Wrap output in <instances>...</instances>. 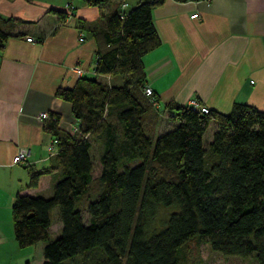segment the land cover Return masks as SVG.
<instances>
[{
  "label": "trees",
  "instance_id": "16d2710c",
  "mask_svg": "<svg viewBox=\"0 0 264 264\" xmlns=\"http://www.w3.org/2000/svg\"><path fill=\"white\" fill-rule=\"evenodd\" d=\"M164 1H141L103 18L94 35V74L108 83L81 77L56 90L78 124L67 132L47 114L56 151L28 182L36 188L50 176L52 195L17 194L11 206L18 246L43 244V264H185L192 242L264 264V112L236 104L227 115L202 113L169 103L170 128L157 133L158 101L144 94L142 59L160 45L152 11ZM21 24L0 16V53L7 40L22 38L13 33ZM212 122L217 129L206 141ZM55 217L61 226L52 237Z\"/></svg>",
  "mask_w": 264,
  "mask_h": 264
},
{
  "label": "crops",
  "instance_id": "0c3cea01",
  "mask_svg": "<svg viewBox=\"0 0 264 264\" xmlns=\"http://www.w3.org/2000/svg\"><path fill=\"white\" fill-rule=\"evenodd\" d=\"M141 1L152 0H112L104 8L81 0H0L2 18L24 23L13 30L22 38L7 40L0 53V264H43V244L21 249L11 220L17 194L52 195L50 176H42L36 188L28 187L30 173L49 161V120L40 115H56L58 127L73 133L78 123L70 105L55 98L56 90L72 88L81 77L108 83V77L94 74V35L103 28L105 16L128 12ZM50 10L64 12L66 18L60 21ZM152 17L160 45L142 62L146 87L155 95L160 114L169 115L164 108L169 103L188 106L192 100L224 115L236 104L264 112V0H165ZM74 68L82 74L77 76ZM164 122L160 120L158 134L170 128ZM216 129L212 122L206 141ZM20 148L29 155L24 163L13 164ZM55 220L51 236L54 225L55 236L60 231ZM34 250L39 253L36 260Z\"/></svg>",
  "mask_w": 264,
  "mask_h": 264
},
{
  "label": "rangeland",
  "instance_id": "374dc122",
  "mask_svg": "<svg viewBox=\"0 0 264 264\" xmlns=\"http://www.w3.org/2000/svg\"><path fill=\"white\" fill-rule=\"evenodd\" d=\"M160 120H164V123L170 122V117L164 116L163 114H160ZM160 122V121H159ZM159 125V124H158ZM212 131V128L210 127L208 134ZM207 134V135H208ZM95 171L98 170L97 163H95ZM95 175V174H94ZM57 211V209L55 210ZM168 212H163L161 217L167 216ZM54 215V214H53ZM56 221V220H54ZM56 226L54 225V228H52L53 235L55 237L54 229ZM185 252V264H255L252 259H240L236 257L232 258H225L221 256L220 254L213 252L209 245L207 244H196L195 242H192L189 244V246L184 249ZM38 250H34V260L38 258ZM35 264V263H34Z\"/></svg>",
  "mask_w": 264,
  "mask_h": 264
},
{
  "label": "built area",
  "instance_id": "2783aa9c",
  "mask_svg": "<svg viewBox=\"0 0 264 264\" xmlns=\"http://www.w3.org/2000/svg\"><path fill=\"white\" fill-rule=\"evenodd\" d=\"M192 18H196V15H194ZM27 40L28 41H31L32 39L30 37H27ZM82 69L81 68H74V72L76 73L77 76H80L82 74ZM144 94L147 96V97H151L153 92L152 90L149 88V87H146L144 89ZM153 102V101H152ZM154 104V102H153ZM189 107L195 109V110H200L202 113H208V108L205 107V106H202L200 104L199 101L197 100H192L189 104H188ZM40 118L41 119H48V115L46 113H42L40 115ZM56 141H52V143L49 145V153H48V156L51 157L55 154V151H56ZM29 155V150L27 149H24V148H20L16 151V154L13 158V164H20V163H24L26 158L28 157Z\"/></svg>",
  "mask_w": 264,
  "mask_h": 264
}]
</instances>
